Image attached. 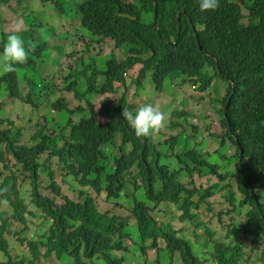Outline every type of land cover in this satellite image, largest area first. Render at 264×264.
<instances>
[{"label":"trees","instance_id":"trees-1","mask_svg":"<svg viewBox=\"0 0 264 264\" xmlns=\"http://www.w3.org/2000/svg\"><path fill=\"white\" fill-rule=\"evenodd\" d=\"M58 5L60 2L55 1ZM77 6L84 27L101 42L110 40L125 53L121 60L111 54L106 69L96 71L92 82H87L85 93L91 95L96 89V93L113 91L114 82L125 81L126 68L139 64L131 94L135 101L129 103L126 95L118 102L105 98L99 111L89 108L90 116L83 115L73 122L72 114L83 107L71 108L69 103L79 99L81 93L75 91L73 83L63 85L62 96L50 103V109L65 113L59 121L63 125L58 131L56 125L51 126L49 133L45 132L47 125H41L31 134V139L37 141L30 144L25 128L32 120L36 125L34 110L39 101H45L34 88L47 91L50 84L46 86L42 79L32 82L24 70L23 77L30 88L23 97L17 70L0 76L4 103L19 96L31 102L33 108L32 113L15 119L0 114V171H8L0 181V190L6 189L0 192V203L6 201L12 209L9 219L1 217L0 264H34L38 258L48 261L52 255L71 258L63 264H94V257L105 259L107 264H123L125 255L118 257L112 251L126 252V239H131L142 255L159 248L162 242V256L171 258L177 254L179 264H246L249 260H263L264 246L259 252L258 248L264 242V0H220L215 11L203 12L198 0H80ZM1 35L3 51L6 41L5 34ZM38 46L45 50L46 45ZM34 56L30 53L26 64L15 67H26ZM209 59L211 69L228 82L218 115L224 127L220 139L213 134L199 140L189 129L183 148L174 153L181 136L179 127L184 128L190 115L182 108L170 109L167 127L176 128L175 135L160 131L155 138L136 137L122 111L126 108L135 113L137 96L144 93V85L161 93L166 77L179 79L181 85L189 79L187 87L193 92L200 87L196 81ZM86 71L85 67L79 70ZM180 75L184 78L180 79ZM206 82L201 90L209 86L210 79ZM145 94L148 98L143 105H155L149 89ZM180 100L186 105L185 96ZM99 115L108 120L100 121ZM67 127L71 135L63 133ZM201 131L205 132L200 127L198 134ZM226 138L235 146L230 175L228 164L221 161L228 163L231 158H209L219 149L217 142L224 144ZM59 139L63 145H56L50 153H59L67 173L87 187L78 189V200L62 194L55 181L48 188L61 197L60 201L38 192L37 172L46 168L39 156ZM7 153L13 160L7 158ZM172 156L178 167L168 162ZM18 173L22 180L32 179L30 196L36 209L28 212L42 215L47 221L44 233L28 241V261V257L9 254L5 235L20 233L27 227V207L17 190ZM197 175L207 181L217 175L218 180L202 186L194 183ZM226 178H232L234 185L225 182ZM170 206L178 209L179 221L189 223L193 240L168 220ZM201 227L199 234L197 229ZM220 232L223 240L217 236ZM2 255H6L5 261H1Z\"/></svg>","mask_w":264,"mask_h":264},{"label":"rangeland","instance_id":"rangeland-1","mask_svg":"<svg viewBox=\"0 0 264 264\" xmlns=\"http://www.w3.org/2000/svg\"><path fill=\"white\" fill-rule=\"evenodd\" d=\"M55 1L60 2L58 7L55 6ZM78 1L80 0H53V2L44 4L39 0H19L17 2L11 0L6 3L0 2V40L2 37L1 33L5 34L4 39L6 41L10 32L19 24L21 30L18 32V35H20L25 41V47L27 48L28 42L32 41L36 43V48H38V52L36 49L35 52L31 53L32 56L35 55L32 57L33 61L31 64L24 68L16 67L17 74L19 73L20 77L19 89L21 95L23 97L27 96L30 88L27 84V80L23 77L24 70L28 71L27 76L29 75L32 82L33 80L34 82H38L42 79L44 81L46 80V86L50 84L48 85L47 91L40 90L38 87L34 88L36 92H39L41 97H44L45 101H39V103H37V107L34 110V116L37 119L36 125L34 120H32L25 128L27 134H32L44 123H47L48 127H51L54 122L58 120L60 121V116L65 115L64 112L50 109V103L65 91L62 89L63 85L66 86L73 83L75 84V91L81 93L79 99L75 98L72 103H69L71 108L76 107L79 104L83 107L82 109H79L78 112L72 114L73 122L77 121L83 115L90 116L89 108H94L97 112L101 106V101L104 98L118 102L123 95H126L129 103L133 104L135 101V97H131V94L135 91L133 81L138 77V71L141 68V65L139 64L126 68L124 74L125 81L114 82L113 91L96 93V89L92 92L95 94L91 93V95H89L88 93H85L87 82H92L95 78L94 73H96V71L106 69V60L112 56L111 54H115L116 57L121 60L125 57V53L122 48H117L110 40H104L101 42L99 37L94 36L90 30L81 24L80 12L77 6ZM245 11L246 9L243 8L244 13H246ZM245 21L246 20H244V22ZM41 28L46 29L43 34L39 31ZM26 29H29V31L24 34L23 31ZM90 39H95L99 42H93ZM40 44L46 45L44 51L39 50L38 45ZM0 55H2L1 50ZM210 64H212L211 59L207 61V65L203 67L202 72L196 81L197 86L200 85L201 87L202 84L207 86L206 79L211 80L209 86L204 90H201V88L198 87L195 91L190 92L187 87L190 81L189 79L185 81V85H181L178 84L179 79L171 80V78L166 77L163 81V86L161 87L163 89L161 93H157L156 88L153 86L145 84V88H143L144 93H140L137 96L139 103L136 104L134 112L139 107L143 106L144 100L148 98L145 92L149 89L150 95L154 97V106H159L161 111L167 116L166 125L161 131L168 135H170L169 133L175 134L177 131L176 128L169 129L167 127V124L170 122V109L174 110L176 108H182L184 111L188 110L190 115L184 123V128L179 127L181 130V136L179 137L178 145L174 148L175 151L183 148V142L185 141L184 138L186 137H183L182 135H187L189 129H193L196 139L199 140L201 138H206L207 136L209 139L213 134H215L219 140V134L224 130L218 115L219 110L223 106V95L227 88V81L216 74L214 70L211 69ZM82 67L87 69L85 73L79 72ZM1 75H3L2 65H0V76ZM179 77L180 79H183L184 75H180ZM147 79H149L148 75ZM2 92L7 95V92L4 90H2ZM71 96L73 95L71 94ZM184 96L187 98L186 105L180 100V98ZM5 99V96L0 93V114L9 116L11 119L23 116L24 113H32L33 111L32 103L19 96L8 98L7 103H4ZM44 117H46L47 120H45ZM98 118L100 121L107 120L100 115ZM19 125H22V123H19ZM61 125L62 124H60V126ZM200 127L205 130L203 133L202 131L200 132L202 134H198ZM64 133L71 135L70 128H65ZM156 134H153L154 138ZM163 138L164 137H162V139ZM62 145L63 141L59 143L60 147ZM215 146H218L219 149L216 152H211L209 158H218L219 155H226L229 159L231 158V161L229 160L228 163L225 160L221 161L222 164H228L227 172L230 175V172L234 170V160L232 156L235 152V146L227 138L224 140V144H221L220 142L218 144L217 142V145ZM48 148L49 150L39 157V161L44 163L47 168L40 169V172H37L38 192L42 196L47 195L53 197L54 201H60L61 197L53 195V192H51L52 190L48 188L49 182L55 181L57 185H60L62 194L78 200L80 198V196L78 197V189L83 187L82 190H84L87 187L81 185L77 179L74 180L72 175L67 173V168L64 166V163L59 160L56 155H51V157H49V151L52 148L51 146H48ZM6 155L7 158L13 160L11 155L8 153ZM168 162L174 167L179 166L172 160ZM48 171H52L49 178ZM7 172L8 171H0V181ZM137 180L139 181V178ZM217 180V175L210 177L208 181L206 180V177L197 175L194 178V183L198 185L201 183L202 186H207ZM225 182L234 185L232 178H226ZM16 183L18 193L27 207V211L25 212L27 227L22 229L20 233H6L5 235L7 236L10 246L9 254L14 257L19 255L28 257V261L30 257L28 241L32 238H37L44 233L47 227V221L42 215H34L28 212L35 211L36 209L30 196L32 179L26 178L25 180H22L18 173L16 175ZM217 193L218 191L215 192V194ZM100 197H103V194H101ZM125 205H127V203H125ZM0 210L3 211V216L11 217V207L6 201H1ZM178 215V209L174 206H170L168 220L172 221L175 229H183L184 234L193 240V237L190 234L191 227L189 223L179 221L177 219ZM157 217H159V215H157ZM240 217L241 214H238L237 218ZM201 231L202 227L197 229V233L201 234ZM236 234L237 231H235L234 237H236ZM220 235L221 232L218 233V238L223 240ZM19 238L23 241H19ZM131 242V239H126L124 241V244H126V246L128 245V250L126 252L120 250L112 251V254L118 257L120 255H125L126 261L123 264H179V257L177 254L171 258L167 256L164 258L162 256V242H160L159 248L148 250L146 255H142L139 251L137 252V250H135L136 246ZM203 243L206 244L208 241L203 240ZM263 246L264 242H261L258 252ZM41 251H44V248H41ZM2 257V261H5L7 258ZM69 260H71L69 256L59 259L55 255H52L48 261L41 257L38 258L34 264H63ZM92 260L94 264H107L106 260L101 257H94ZM245 263L264 264V257L261 261L249 260L245 261ZM209 264L213 263L209 262Z\"/></svg>","mask_w":264,"mask_h":264},{"label":"clouds","instance_id":"clouds-1","mask_svg":"<svg viewBox=\"0 0 264 264\" xmlns=\"http://www.w3.org/2000/svg\"><path fill=\"white\" fill-rule=\"evenodd\" d=\"M198 3H199V8L202 12L203 11H215L220 6V0H198ZM20 30H21V28H20V25L18 24L17 27L14 30H12L10 32V34L7 36V40L3 45L2 55H0V65H2L3 73L15 72L17 70L15 65L26 64L28 62V58H29L30 53H33L36 50L37 45H36V43H34L32 41L28 42L27 48L25 47V41L22 39V37L20 35H18V32ZM39 31L43 34L46 31V29L41 28ZM210 82H211V80H210ZM227 85H228V82H227ZM109 92H111V91H109ZM225 92H226V90H225ZM225 92H224L223 97L225 96ZM122 116H123L124 120H126L128 122V125H130V127L134 130V134L138 138L139 137H148L150 135L159 133L165 127L166 120H167L166 114L163 111H161L159 106H154L152 104H145V105L139 107L135 111V113L124 108L122 111ZM103 117H105V116H103ZM105 118L107 119V117H105ZM44 119L47 120L46 117H44ZM44 124L47 125V123H44ZM60 124L63 125V123L59 122V120L54 122L53 125L57 126L56 131L60 130V127L62 126V125L60 126ZM67 128H69V127H67ZM50 130H51L50 127H48V125H47V129L45 130V132H48V131L50 132ZM34 133L35 132H33L32 134L34 135ZM170 135H175V134L170 133ZM170 135H168V136H170ZM25 136L28 137V139L30 140V144H33L37 141V138L31 139V134H27L26 131H25ZM182 136L184 137V135H182ZM60 142H61V140L59 139L55 143V145L50 144L48 146H51L52 149L56 145H57L56 147H60L59 146ZM177 145H178V143L175 145V147ZM48 146H47V149L43 153H45L46 151L49 150ZM52 149H50V151H49V157H51V155H56L59 158V153H54V154L50 153L52 151ZM181 149H179L177 151L174 150L173 152L178 153L181 151ZM170 160H172L176 163L173 156L170 157ZM46 168H43V169H46ZM38 172H40V170ZM51 173H52V171H48V178H49V175ZM36 180H37V177H36ZM50 183L51 182H49V184ZM2 191H6V189L0 190V192H2ZM0 212H1L0 223H1V217L6 218V219L10 218V217L3 216L2 215V214H4L3 211L0 210ZM11 213H12V209H11ZM8 244H9V242H8ZM9 248H10V246H9ZM9 253H10V249H9ZM2 256L6 257V255H2ZM4 257H2V258H4Z\"/></svg>","mask_w":264,"mask_h":264},{"label":"water","instance_id":"water-1","mask_svg":"<svg viewBox=\"0 0 264 264\" xmlns=\"http://www.w3.org/2000/svg\"><path fill=\"white\" fill-rule=\"evenodd\" d=\"M154 23H157V6L155 2H154Z\"/></svg>","mask_w":264,"mask_h":264}]
</instances>
